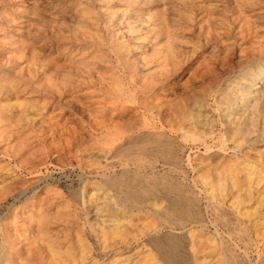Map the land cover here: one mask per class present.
<instances>
[{
	"label": "rangeland",
	"instance_id": "obj_1",
	"mask_svg": "<svg viewBox=\"0 0 264 264\" xmlns=\"http://www.w3.org/2000/svg\"><path fill=\"white\" fill-rule=\"evenodd\" d=\"M107 1L0 0V264H25L27 254L31 253L36 256H33L35 259L32 260V264H48L50 259L48 260L47 254H52L54 250L53 254L59 255L58 260L63 261L62 264H67L68 254L66 257L63 255L70 252L67 251L69 248L76 256L77 264H167L165 254L166 252L174 254L178 242L182 247L181 264H264V229L259 228L261 222H264V193L262 194L264 189L261 191L262 184L264 185L262 181L264 180L262 173L264 172V97L258 91L251 93L248 90L254 79L251 70L257 62L250 64L251 67L240 66L239 55L236 52L242 35L246 34L251 26L252 29L258 28L261 34L259 33L256 39H252L249 46L257 44L264 38V0H167L163 3L159 1L155 6L149 5L146 10L133 8L132 15L125 19L120 18L123 21L112 18L115 17L117 9L126 8L125 4H122L123 0ZM165 4L168 8L174 6L175 9L172 8L174 14L180 9L189 17L195 18V21L200 15L205 14L204 10L211 12L209 9H212V12L217 14L219 24L215 25L216 28L214 26V34H218V39L205 44L204 39L199 41L196 38L198 50L210 56L215 53L216 55L211 59L213 60L219 57V49L225 51L219 48L224 43L232 48L235 55L231 57L232 65L229 70L226 68L223 71L221 66L217 65L218 72L216 71L212 79L206 80L207 86L205 85L204 88H210L207 90L208 93L205 89L206 92H203V88H199L200 91L196 90V86L190 82V84L186 83L188 82L186 78L190 76L188 72L196 64V57L200 53H196L194 58L190 57L191 61L189 58L183 59V66L173 81L176 83L173 91L177 92L176 94L171 92L168 94L170 97L164 98V94L157 91L145 94L141 92V82L152 81L149 78L157 79V72L161 68L157 63H153L149 48L143 50L138 44V41L146 42L143 38L142 41L139 40L144 34L140 23L149 25L144 18L155 17V13L163 12ZM180 6L183 8L181 9ZM148 10L153 14H149ZM110 18L114 21H110ZM127 21L134 30H137L136 33L133 32L134 35L124 32ZM256 21L259 26L256 25ZM134 24L136 26H133ZM258 62L261 63L259 60ZM243 70L249 74L242 76L240 73ZM151 73L155 76L153 77ZM260 75H264V68L255 75V79ZM51 85L55 88L50 87ZM263 86L264 79L261 87ZM189 93H193V96ZM188 97L189 100H197L195 108H193L194 102L192 104V100H187ZM226 99H230V102ZM256 99L258 105L255 104ZM185 100L188 101L191 115H195V119L188 117L187 123L197 119L207 128L214 123L210 126L215 127L214 130L212 129L214 134L206 136L212 150L207 151L205 144L200 140L184 139L182 136L175 140L174 147L167 146L165 140L152 136L146 140L144 146L136 145L132 148L133 151L131 149L124 152L120 150L122 147L123 149L126 148L125 146L129 147L128 142L131 140H123L114 145L105 140L109 136L107 129L113 128L111 131L114 134L116 129H121L131 122L135 123L138 119V121L149 120L152 111L168 109L169 105L175 108L177 103H183ZM165 101H169L170 104L164 105ZM200 101L203 103L202 106ZM141 104L143 106L148 104V107L150 105V112L144 113ZM197 106H200V109ZM253 106L258 109L256 113L252 111L256 109ZM197 109L201 112L196 111ZM253 114L257 115L254 117ZM241 120L248 121L245 123L249 131L251 130L250 133L242 131L241 134L236 130L237 126L243 127L239 123ZM113 125L117 126L113 127ZM234 131L237 132L234 134ZM231 137L233 139H230ZM242 139L244 140L241 142ZM237 143L241 146L238 144V147ZM150 148L154 149V152ZM167 148L169 151L173 148L175 153L173 156L182 158V166L190 170L189 174L181 175L167 171L170 165L173 166V157L166 154ZM143 149L146 151L144 152ZM163 149L167 150L163 151ZM210 154L211 160H205L203 167L212 161V166L224 168L230 162L229 166L232 170H245V172H225V175L223 172L218 176L206 172L198 174L197 170L200 168L195 159ZM138 164L143 169L140 173L136 172ZM122 165L129 168H122ZM251 166L262 171L257 173V178L262 181L258 188L247 177L246 169ZM238 180L241 181L236 187ZM251 185L253 188H250ZM148 186L150 187L147 188ZM136 187H139L138 190ZM127 196L132 198L128 197L127 200ZM135 196H138V199ZM145 198L146 200H143ZM32 200L35 202L31 203ZM174 200L176 202L178 200L179 203ZM137 204L142 207H137ZM178 211L180 215L176 213ZM41 214L48 217V222L53 226L46 223L40 229L41 223L38 221L42 218ZM10 236L13 244L9 240ZM105 250L108 254L104 252ZM35 252L41 253L36 255ZM2 254L8 255V261L3 259ZM38 255L44 257L40 256V258ZM82 257L86 261L82 262Z\"/></svg>",
	"mask_w": 264,
	"mask_h": 264
},
{
	"label": "bare ground",
	"instance_id": "obj_2",
	"mask_svg": "<svg viewBox=\"0 0 264 264\" xmlns=\"http://www.w3.org/2000/svg\"><path fill=\"white\" fill-rule=\"evenodd\" d=\"M111 1V0H110ZM115 1H118V0H115ZM159 1H161L162 3L164 2V1H167V0H123V3L122 4H125V7L126 8H124V9H117L115 12V17H112L114 20H119L120 18H122V19H125L126 17L128 18L130 15H132L131 14V11L133 10V8H144L145 10H146V8L149 6V5H152V6H155V3H157V2H159ZM169 1V0H168ZM170 1H172V0H170ZM107 2H109V0L107 1ZM106 2V3H107ZM161 2H160V4H161ZM113 3V2H112ZM111 3V4H112ZM116 3V2H115ZM118 4L119 3H121V2H117ZM172 3V2H171ZM109 4V3H108ZM110 4V5H111ZM173 4V3H172ZM175 4V3H174ZM186 4V3H185ZM121 5V4H120ZM250 5V4H249ZM38 6V5H37ZM165 7H164V10H163V12H161L160 11V13H155L156 15H154L155 17H151V16H148V17H146V19L144 18V20H147V23L149 22V25H145L144 24V20L142 21L143 22V24L142 23H140V26H141V30H142V32H144V34L142 35V36H140L139 38H141V39H139V40H141L142 41V38L146 41V42H144V43H140L139 41H138V44H140L139 46L140 47H142L143 48V50L145 49H147V48H149V53H151V55L153 56V58H151L152 59V61H154L153 63H157L159 66H160V71H158L157 69V71L159 72H157V74L158 75H156L158 78L157 79H155V80H153V78H149V76H148V78L149 79H152V81H149V82H147V81H143V83L141 82V84H142V90H141V92L143 93V94H145V93H149V92H160L162 95L164 94V98L167 96V97H170V96H168V94L169 93H171V92H173L174 90H175V82L173 83V81L176 79V76H177V74H178V72H179V70L182 68V61H183V59L184 58H189L190 59V61H191V58H194L195 57V54L197 53V54H199L200 52H199V45H198V42L197 41H195V40H197V39H199V41L201 40V39H204V43L205 44H208L211 40H214V39H218V34L217 35H215L214 34V26L217 24H219V23H217V14H214V13H216V12H212V9H209V10H211V12L210 11H207V10H204V12H205V14H203L202 16L200 15V17L197 19V21H195V18H192V17H189L188 16V14H186V13H183V11L182 10H176L177 11V13L176 14H174V6H169V8L168 7H166L167 5L165 4L164 5ZM238 6V5H237ZM108 7V6H107ZM124 7V6H123ZM176 7V6H175ZM181 7V9L183 8L182 6H180ZM110 8V7H109ZM152 8V7H151ZM172 8H174V9H172ZM249 8V7H248ZM185 9V8H184ZM188 10V9H187ZM246 10V9H245ZM90 11V10H89ZM245 12V11H244ZM251 12V11H250ZM87 13V12H86ZM90 13V12H89ZM92 13V12H91ZM139 13H141V12H138V14ZM148 13H149V10H148ZM152 13V12H151ZM151 13H149V14H151ZM218 13V12H217ZM246 13V12H245ZM137 14V15H138ZM142 14V13H141ZM147 14V13H146ZM153 14V13H152ZM145 15V14H144ZM246 15V14H245ZM113 16V15H112ZM132 17V16H131ZM141 17H144L143 15H141ZM173 17H175L174 19H173ZM133 18V17H132ZM238 18V17H237ZM241 18V17H240ZM243 18V17H242ZM113 19H111L110 18V21L111 20H113ZM122 19H120L121 21H123ZM136 19V18H135ZM139 19H140V17H139ZM138 19V20H139ZM143 18H141V20H142ZM258 19V18H257ZM113 20V21H114ZM259 20V19H258ZM131 21H133V20H131ZM136 21V20H135ZM220 21V20H219ZM118 22H120V21H118ZM130 22V21H129ZM35 23V22H34ZM130 23H132V22H130ZM256 23V25L257 26H259V24L257 23V21L255 22ZM119 24V23H118ZM133 24V23H132ZM216 25V26H217ZM133 26H136L135 24L133 25ZM216 26H215V28H216ZM125 27V30H124V32H126V33H128V35L129 34H131V33H133V32H135L136 33V31L137 30H134V27H132L131 26V24H129L128 23V21L126 22V26H124ZM250 27V26H249ZM252 27V26H251ZM249 28L248 30V32L246 33V34H243L242 35V38H241V41H240V43H239V46L237 47V51L236 52H238V55H239V65L240 66H245V67H247L248 65L250 66V64H252L253 62H254V64L257 62V64L255 65V67H254V69L252 68V70H251V76H253V78L254 79H252L253 80V84L248 88V90H250V92L251 93H254L255 91L257 92H260V95L262 96V94H263V97H264V86L263 87H261L262 86V84H263V79H264V75H260V76H258V79H255V75L258 73V72H261L262 70H263V68H264V61H262V60H264V38H263V35H262V38H260L261 37V35H260V39H262V40H260V41H258L257 42V44H252L251 46H249V44H250V42L252 41V39H256L255 37H258L259 36V33L261 32L258 28L257 29H252V28ZM49 28V27H48ZM255 28H256V26H255ZM239 29V28H238ZM140 30V31H141ZM240 30V29H239ZM135 33H133V34H131V35H134ZM142 34V33H141ZM224 34V33H223ZM261 34V33H260ZM239 35V34H238ZM134 38H136V37H134ZM197 38V39H196ZM226 39V38H225ZM135 41V40H134ZM238 41V42H239ZM132 42V41H131ZM135 43H137V42H135ZM135 43H133V45L135 44ZM253 43V42H252ZM126 44V43H125ZM138 44L136 45V46H138ZM228 44V43H227ZM124 45V44H123ZM127 46V45H126ZM129 46V45H128ZM121 47V46H120ZM202 47V46H201ZM223 48V49H225V51L223 52V50L221 51L220 49L218 50V52L221 54L222 53V55H220V54H218L219 55V57L217 58V57H215L213 60H211L213 57H214V55H216L215 53H213L214 55L213 56H210V55H205V54H202V53H200L199 55H198V57H196L197 59H196V64L192 67V69H190V71L188 72L189 73V77L188 78H186V80L188 81V82H186V83H192V84H194L195 86H196V90L198 89V91H200L199 90V88H203V90L205 89L204 87H205V85L207 86V84H206V80L207 79H209V78H211L212 79V77H214V75H215V73H216V68H217V65H220L221 66V69L224 71L226 68L229 70L230 68H231V61H232V59H231V57L232 56H234L235 55V52H232V48H230V47H228V46H226V44H224L223 43V45L222 46H219V48ZM203 48V47H202ZM213 48V47H212ZM122 49V48H121ZM217 49V48H216ZM50 50V49H49ZM116 50V49H115ZM148 50V49H147ZM121 52V51H120ZM203 52V51H202ZM145 53H146V51H145ZM207 54V53H206ZM211 55H212V53H210ZM148 55V54H147ZM217 55V56H218ZM120 56H122V55H120ZM144 57V56H143ZM145 57H147L146 55H145ZM150 57V56H149ZM191 57V58H190ZM139 58V57H138ZM148 58V57H147ZM146 58V59H147ZM263 58V59H262ZM199 59H201L200 61H199ZM120 60H122V58H120ZM143 60H144V58H143ZM185 60V59H184ZM238 60V59H237ZM258 60L261 62V63H259L258 62ZM146 61V60H145ZM187 61V60H186ZM189 61V60H188ZM71 62V61H70ZM84 62V61H83ZM149 62H150V60H149ZM125 63V62H124ZM145 63V62H144ZM153 63H151V64H153ZM259 63V64H258ZM96 64V63H95ZM186 64V63H185ZM189 64V63H188ZM238 64V63H237ZM83 65H84V63H83ZM146 66H147V63L145 64ZM157 65V66H158ZM124 66V65H123ZM151 65H149V67H150ZM45 67V66H44ZM82 67V66H81ZM88 67V66H87ZM94 67V66H93ZM251 67V66H250ZM68 68V67H67ZM127 68V67H126ZM153 68H155V67H153ZM158 68V67H157ZM189 68V67H188ZM218 68H220V67H218ZM249 68V67H248ZM143 69V68H142ZM148 69V68H147ZM242 69V68H241ZM60 70V69H59ZM78 70V69H77ZM86 70V69H85ZM89 70V69H88ZM154 70V69H153ZM152 70V71H153ZM187 70V69H186ZM221 70V71H222ZM83 71V70H82ZM87 71V70H86ZM222 71V72H223ZM235 71V70H234ZM249 71H250V69H249ZM43 72V71H42ZM56 72H58V71H56ZM84 72V71H83ZM92 72V71H91ZM101 72V71H100ZM151 72V71H150ZM150 72H148V73H150ZM154 72V71H153ZM190 72H191V74H190ZM218 72V71H217ZM220 72V71H219ZM221 72V73H222ZM54 73V72H53ZM53 73H52V75H53ZM126 73H128V72H126ZM147 73V72H146ZM155 73V72H154ZM182 73V72H181ZM239 73V72H238ZM249 74L247 71H245V70H243V71H241V75L242 76H244L245 74ZM55 74V73H54ZM152 74V73H151ZM218 74V73H217ZM229 74V73H228ZM236 74V73H235ZM149 75V74H148ZM75 76V75H74ZM74 76H73V78H74ZM94 76V75H93ZM98 76V75H97ZM151 76V75H150ZM152 76L154 77L155 75H153L152 74ZM249 76V75H248ZM55 77H57V74L55 75ZM107 77V76H106ZM79 78V77H78ZM76 79V78H75ZM220 79H222V78H220ZM146 80V79H145ZM250 80V79H249ZM15 81V80H14ZM142 81V80H141ZM178 81V80H177ZM240 81V80H239ZM11 82V81H10ZM13 82V81H12ZM65 82V81H64ZM213 82V81H212ZM109 83V82H108ZM180 83V82H179ZM189 83V84H190ZM215 83V82H214ZM55 84V83H54ZM211 84V83H210ZM223 84V83H222ZM60 85H62V84H60ZM72 85V84H71ZM109 85V84H108ZM130 85V84H129ZM132 85H133V83H132ZM135 85V84H134ZM133 85V86H134ZM178 85V84H177ZM132 86V87H133ZM184 87H186L185 85H183ZM182 86V87H183ZM192 86V85H191ZM190 86V87H191ZM210 86V85H209ZM5 87V86H4ZM45 87H47V86H45ZM50 87H52V88H55V87H53L52 85L50 86ZM49 87V88H50ZM110 87V86H109ZM134 87H136V85L134 86ZM133 87V88H134ZM26 88V87H25ZM36 88V87H35ZM64 88V87H63ZM192 88V87H191ZM194 88V87H193ZM208 88V87H207ZM205 89L206 91L207 90H209V89ZM13 89V88H12ZM186 89H188V87H186ZM185 89V90H186ZM190 89V88H189ZM212 89H213V86H212ZM211 89V90H212ZM51 90V89H50ZM118 90V89H117ZM178 90V89H177ZM203 91V92H206V91ZM16 91V90H15ZM186 91H191V90H186ZM202 91V90H201ZM213 91V90H212ZM178 92H179V90H178ZM245 92V91H244ZM125 93V92H124ZM177 92H173V94H176ZM207 93H208V91H207ZM117 94V93H116ZM167 94V95H166ZM182 94V93H181ZM190 94V96L192 95L193 96V93L191 94V93H189ZM199 94V93H198ZM197 94V95H198ZM206 94V93H205ZM258 94V93H257ZM121 95V94H120ZM120 95H119V97H120ZM126 95V94H125ZM183 95V94H182ZM186 95V94H185ZM200 95V94H199ZM128 96V95H127ZM174 96V95H173ZM178 96V95H177ZM176 96V97H177ZM186 96H188V95H186ZM260 96V97H261ZM126 97V96H125ZM146 97V96H145ZM172 97V96H171ZM182 97V96H181ZM180 96L179 97H177V98H181ZM185 97V96H184ZM201 97V96H200ZM205 97V96H204ZM204 97H203V99H204ZM208 97V96H207ZM206 97V98H207ZM246 97V96H245ZM117 98H118V96H117ZM162 98V97H161ZM173 98H175V96L173 97ZM172 98V99H173ZM177 98H176V100H177ZM183 98V97H182ZM191 98H193V97H191ZM198 98V97H197ZM262 98V97H261ZM40 99V98H39ZM103 99V98H102ZM119 99V98H118ZM168 99H170V98H168ZM195 99V98H194ZM200 99V98H199ZM218 99V98H217ZM216 99V100H217ZM117 100V99H116ZM123 100V99H122ZM151 100V99H150ZM171 100V99H170ZM174 100V99H173ZM184 100V99H183ZM187 100H189V97H188V99ZM187 100H185V101H183V103H177V101H176V103H177V107L176 106H174V105H172V106H174L175 108H173V107H170V102L169 101H165V103H164V105L167 103H169L168 105H169V108L168 109H157V111H152V113H151V118L149 119V120H144V121H138V120H136V122L135 123H133V122H131V124H127V126H123V128H121V129H116L115 130V133L113 134V132L111 131L113 128H111V129H107L106 131H107V133L109 134V136L108 137H106V141L108 142V143H110V144H112V145H114L115 143H121L123 140L124 141H127V140H131L130 142H128V143H130V145H129V147H127V146H125L126 148H124L123 149V147H122V149L120 150L121 152H124V151H130L134 146H136V145H142V146H144L145 145V143H146V140H148L149 138H151L152 136L153 137H155L156 136V138L158 137V138H160V139H162V141L163 140H165L166 142H167V146H173L174 147V143H176V141L175 140H177L180 136H182V138H184V139H189V138H191V139H197V140H200V142L202 143V144H205V147H206V150L208 151V150H212V148H211V146L208 144V139H207V135H211L212 133H213V130H214V128H212V127H210L211 125H213V124H211L210 122V126L207 128L205 125L203 126L201 123V120H194V121H192V122H188L187 123V118L188 117H190V118H194L195 119V115H191V112L189 111V105L187 104ZM190 100H192V99H190ZM189 100V101H190ZM196 100V99H195ZM219 100V99H218ZM227 101H229L230 99H226ZM233 100V99H232ZM236 100V99H235ZM104 101V100H103ZM119 101H121L120 99H119ZM197 101V100H196ZM196 101H193L192 100V104H193V102H194V104H193V108H195L194 107V105H195V103H197ZM199 101V100H198ZM206 101V100H205ZM116 102V101H115ZM162 102V101H161ZM173 102V101H172ZM180 102V101H179ZM182 102V101H181ZM230 102V101H229ZM255 104L256 105H258L257 103H258V101H257V99L255 100ZM96 103V102H95ZM123 103H125V102H123ZM154 103V102H153ZM160 103V102H159ZM191 103V102H190ZM189 103V104H190ZM201 101H200V106H202L201 105ZM208 103V102H207ZM222 103H223V101H222ZM241 103V102H240ZM246 103V102H245ZM118 104V103H117ZM144 104H146V103H144ZM173 104V103H172ZM199 104V103H198ZM197 104V105H198ZM203 104V103H202ZM226 104V103H225ZM248 104V103H247ZM142 105V104H141ZM148 105V104H147ZM147 105H142L143 107V109H144V113H146V112H150L149 110H150V105H149V107L147 106ZM156 105V104H155ZM155 105H154V107H155ZM245 105V104H244ZM47 106V105H46ZM200 106H197L199 109H200ZM236 106V105H235ZM94 107V106H93ZM166 107V106H165ZM196 107V108H197ZM204 107V106H203ZM203 107H201V109L203 108ZM232 107V106H231ZM253 107H255V106H253ZM92 108V107H91ZM98 108V107H97ZM141 108V109H142ZM159 108V107H158ZM191 108V107H190ZM256 109L255 110H252V111H256V110H258L257 109V107H255ZM88 109V108H87ZM192 109V108H191ZM229 109H230V107H229ZM246 109V108H245ZM82 110V109H81ZM133 110V109H132ZM137 110V109H136ZM194 110V109H193ZM224 110V109H223ZM134 112H135V110H133ZM196 111H199L198 109L196 110ZM228 111V110H227ZM230 111H231V109H230ZM234 111V110H233ZM260 111V110H259ZM199 112H201V111H199ZM224 112H225V110H224ZM224 112H222V113H224ZM251 112V111H250ZM262 112V111H261ZM195 113V112H194ZM229 113V112H228ZM238 113V112H237ZM252 113V112H251ZM256 113V112H255ZM258 113V112H257ZM221 114V113H220ZM219 114V115H220ZM100 115V114H99ZM215 115V114H214ZM230 115V114H229ZM249 115V114H248ZM254 115V114H253ZM257 115V114H256ZM256 115H254V117L256 116ZM97 116V115H96ZM132 116V115H131ZM139 116V115H138ZM150 116V115H149ZM231 116V115H230ZM197 117V116H196ZM199 117V116H198ZM200 117H202V116H200ZM207 117V116H206ZM232 117V116H231ZM247 117V116H246ZM245 117V119H247ZM250 117H252V116H250ZM250 117H248V118H250ZM219 118V117H218ZM96 119V118H95ZM208 119V118H207ZM206 119V120H207ZM211 119H212V117H211ZM223 119V118H222ZM221 119V120H222ZM228 119V118H227ZM254 119V118H253ZM134 120V119H133ZM203 120V119H202ZM208 120H210V119H208ZM207 120V121H208ZM230 120V119H229ZM228 120V121H229ZM240 120V119H239ZM132 121V120H131ZM138 121V122H137ZM220 121V120H219ZM218 121V123H220ZM227 121V122H228ZM242 121V122H241ZM239 123H240V125H242L243 127L242 128H238V126H237V131H240V133L242 132V131H249V127L246 125V123H245V121H247V120H245V121H243V120H241ZM250 121H252V120H250ZM249 121V122H250ZM256 121H257V119H256ZM117 122V121H116ZM211 122H212V120H211ZM225 122V121H224ZM235 122V121H234ZM248 122V121H247ZM254 122V121H253ZM258 122V121H257ZM86 123V122H85ZM205 123V122H204ZM208 123V122H207ZM218 123H217V125H218ZM223 123V122H222ZM228 123H230V122H228ZM238 123V124H239ZM92 124V123H91ZM251 124H252V122H251ZM254 124V123H253ZM257 123L255 122V125H256ZM126 125V124H125ZM209 125V124H208ZM216 125V126H217ZM232 125V124H231ZM231 125H230V128H232L231 127ZM254 125V126H255ZM115 126H117V125H115ZM114 125H113V127H115ZM225 126H227L226 125V123H225ZM234 126V125H233ZM250 126V125H249ZM58 127V126H57ZM98 127V126H97ZM121 127V126H120ZM120 127H118V128H120ZM229 127V126H228ZM99 128V127H98ZM221 128V127H220ZM106 129V128H105ZM213 129V130H212ZM217 129V128H216ZM224 129V128H223ZM222 129V130H223ZM250 129H251V127H250ZM167 130H169V132L167 131ZM226 130V129H225ZM227 130H229L228 128H227ZM235 130V129H234ZM102 131V130H101ZM236 131V132H237ZM251 131V130H250ZM250 131L248 132V133H250ZM80 132V131H79ZM223 132V131H222ZM229 132V131H228ZM235 131L233 132L234 134L236 133ZM102 133H103V131H102ZM129 133H131V134H129ZM135 133H137V135L135 134ZM231 133H232V131H231ZM239 133V132H238ZM214 134V133H213ZM242 134V133H241ZM245 134V133H244ZM247 134V133H246ZM226 135H227V133H226ZM233 135V134H232ZM107 136V135H106ZM235 136V135H234ZM234 136H233V138H234ZM239 136H240V134H239ZM244 136H247V135H244ZM212 137V136H211ZM105 138V137H104ZM103 138V139H104ZM164 138V139H163ZM209 138V137H208ZM215 138V137H214ZM232 137L230 138V139H233ZM153 139H155V138H153ZM215 139H217V138H215ZM230 139H228V140H230ZM235 139H236V137H235ZM255 139V138H254ZM91 140V139H90ZM152 140V139H151ZM214 140V139H213ZM213 140H212V142H213ZM244 139H242L241 140V142L243 141ZM259 140V139H258ZM264 140V139H263ZM160 141V140H159ZM215 141V140H214ZM231 141V140H230ZM251 141V140H250ZM216 142H217V140H216ZM227 142V141H226ZM236 142V141H235ZM239 143H240V140L238 141ZM160 143V142H159ZM162 143V142H161ZM210 143H211V140H210ZM213 143H215V142H213ZM239 143H237V146H238V144ZM248 143V142H247ZM20 144V143H19ZM125 144V143H124ZM166 144V143H165ZM181 144V143H180ZM200 144V143H199ZM222 144V143H221ZM234 144H236V143H234ZM127 145V144H126ZM147 145V144H146ZM162 145V144H161ZM194 145V144H193ZM212 145V144H211ZM243 145V144H242ZM179 146V145H178ZM196 146H197V144H196ZM201 146V145H200ZM236 146V145H235ZM239 146H241L240 144H239ZM238 146V147H239ZM151 147V146H150ZM159 147V146H158ZM157 147V148H158ZM181 147V146H180ZM190 147V146H189ZM201 147H203V146H201ZM204 147V148H205ZM89 148V147H88ZM163 147H161V149H162ZM164 148H166V147H164ZM192 148H193V146H192ZM199 148V147H198ZM216 148V150H218L217 149V147H215ZM220 148V147H219ZM241 148V147H240ZM116 149V148H115ZM138 149V148H137ZM140 149V148H139ZM151 149V148H150ZM168 149V148H167ZM167 149H163V151L165 150H167ZM222 149V148H221ZM233 149V148H232ZM235 149V148H234ZM118 150V151H119ZM134 149H132L131 151H133ZM136 150V149H135ZM142 150V149H141ZM144 150V152L146 151L145 149H143ZM149 150V149H148ZM147 150V151H148ZM153 152H154V149H151ZM180 150V149H179ZM191 150V149H190ZM199 150V149H198ZM224 150V149H223ZM222 150V151H223ZM230 150V149H229ZM140 151V150H139ZM168 151V153H166V152H162V153H166V154H169V156H171V157H173V166H171L170 165V167L167 169V171L169 172V173H175V174H181V175H187V174H189V172H190V170H188V169H186V168H184L183 166H182V162H181V159H180V157H176V156H173L175 153L173 152V148L172 149H170V151H169V149L167 150ZM175 151V150H174ZM244 151V150H243ZM149 152V151H148ZM151 152V151H150ZM175 152H178V151H175ZM189 152V151H188ZM217 152V151H216ZM216 152H215V154L214 155H216ZM225 152H227V151H225ZM241 152H242V150H241ZM246 152H248V150L246 151ZM174 153V154H173ZM156 154V153H155ZM217 154H218V152H217ZM220 154V153H219ZM227 154V153H226ZM235 154V153H234ZM124 155V154H123ZM156 155H158V154H156ZM165 155V154H164ZM184 155V154H183ZM190 155V154H189ZM243 155V154H242ZM246 155V154H245ZM250 155V154H249ZM131 156V155H130ZM133 156V155H132ZM168 156V157H169ZM181 156V155H180ZM207 156V155H206ZM259 156V155H258ZM125 157V156H124ZM134 157V156H133ZM158 157H160L159 155H158ZM190 157V156H189ZM198 157H200V159H195V161H197L198 162V167L200 168L199 170H197V172H198V174H199V172H206V173H215V174H217V176H218V174L220 175V174H222L223 172H224V175H225V172L226 173H230V172H232V173H235V172H237V173H239L240 171L238 170V171H235V170H232L231 168H230V166H229V164H230V162H229V164H227V168L226 167H219V166H217V165H213L212 166V161H210V163L209 164H206L207 166L206 167H203L205 164V160H211V157H212V155L210 154L209 156H207V157H202L201 158V156H198ZM214 157V156H213ZM220 157V156H219ZM223 157H225L224 155H223ZM251 157V156H250ZM140 158H142V157H140ZM188 158V157H187ZM221 158V157H220ZM228 158H229V156H228ZM241 158H244V157H241ZM246 158V157H245ZM244 158V159H245ZM249 158V157H248ZM137 159V158H136ZM189 159V158H188ZM187 159V160H188ZM224 159V158H223ZM223 159H221V160H223ZM234 159V158H233ZM239 159V158H238ZM237 159V160H238ZM134 160V159H133ZM138 160H139V158H138ZM161 160V159H160ZM168 160H169V158H168ZM167 160V161H168ZM170 160H172V159H170ZM214 160V159H213ZM220 160V159H219ZM226 160V159H225ZM249 160V159H248ZM247 160V161H248ZM142 161V160H141ZM158 161H159V159H158ZM162 161V160H161ZM165 161V160H164ZM188 161H192V160H188ZM215 161V160H214ZM226 161H228V159L226 160ZM230 161H231V159H230ZM250 161V160H249ZM248 161V162H249ZM255 161V160H254ZM136 162V161H135ZM155 162H157V161H155ZM223 162H224V160H223ZM232 162V161H231ZM247 162V163H248ZM124 163V162H123ZM141 164H143V162H140ZM145 163V162H144ZM162 163H163V161H162ZM164 163H166V162H164ZM168 163V162H167ZM166 163V164H167ZM195 163V162H194ZM171 164V163H170ZM185 164H186V162H185ZM189 164H190V162H189ZM193 164V163H192ZM213 164H217V163H213ZM220 164V163H219ZM222 164H224V163H222ZM221 164V165H222ZM226 164V163H225ZM224 164V165H225ZM238 164H240V163H238ZM127 165H129L130 166V164H127ZM233 165V164H232ZM245 164H243V166H244ZM250 165H251V163H250ZM254 165V164H253ZM252 165V166H253ZM123 166V165H122ZM129 166H123L122 168H129ZM168 166V165H167ZM191 166V165H190ZM223 166V165H222ZM228 166H229V168H228ZM250 167V168H247L246 169V172H247V177H248V179H250L251 181L250 182H254V184H256L257 186H256V188H258L260 185H261V183H262V181H264V180H262V181H260V178L258 179L257 178V176H258V174L260 173V171L259 170H257L256 168H254V167ZM137 168L136 169H138L136 172L137 173H140L141 172V170H143L142 169V166L141 165H137L136 166ZM151 167V166H150ZM149 167V168H150ZM155 167V166H154ZM153 167V168H154ZM189 167V166H188ZM202 167V168H201ZM239 167V166H238ZM248 167H249V165H248ZM256 167H258V166H256ZM135 168V167H134ZM152 168V169H153ZM157 168V167H156ZM155 168V169H156ZM167 168V167H166ZM193 168V167H192ZM146 169V168H145ZM194 169V168H193ZM192 169V170H193ZM234 169V168H233ZM238 169V168H237ZM243 169H245V167L243 168ZM260 169V168H259ZM113 170V169H112ZM123 170V169H122ZM127 170V169H126ZM130 170H131V167H130ZM133 170V169H132ZM150 170H151V168H150ZM166 169H164V171H165ZM109 171V170H108ZM129 171V170H128ZM127 171V172H128ZM146 171V170H145ZM153 171V170H152ZM163 171V172H164ZM227 171H229V172H227ZM242 171H244L245 172V170H242ZM242 171H241V173H242ZM126 172V171H125ZM262 172V171H261ZM123 173V172H122ZM133 173V172H132ZM135 173V172H134ZM236 173V174H237ZM258 173V174H257ZM262 173H264V172H262ZM102 174V173H101ZM126 174V173H125ZM125 174H123V175H125ZM153 174V173H152ZM156 173L154 172V175H155ZM193 174V173H192ZM103 175V174H102ZM145 174H143V176H144ZM165 175V174H164ZM166 175H167V173H166ZM195 175V174H194ZM197 175V174H196ZM211 175V174H210ZM130 176V175H129ZM140 176H141V174H140ZM146 176V175H145ZM152 176V175H151ZM170 176V175H169ZM204 176V175H203ZM240 176V175H239ZM242 176V175H241ZM262 176V175H261ZM154 177V176H153ZM184 177V176H183ZM210 177V176H209ZM208 177V178H209ZM220 177V176H219ZM232 177V176H231ZM143 178V177H142ZM147 178V177H146ZM172 178V177H171ZM221 178V177H220ZM234 179H235V177H233ZM244 178H246V176L244 177ZM46 179V178H45ZM214 179V178H213ZM238 179V178H237ZM173 180V179H172ZM230 180V179H229ZM236 180V179H235ZM145 181V180H144ZM213 181V180H212ZM232 181V180H231ZM230 181V182H231ZM241 181V180H240ZM239 180L238 181H236L237 183V185H236V187H238L239 185H238V183L240 182ZM244 181V180H243ZM242 181V182H243ZM126 182H128V181H126ZM225 182V181H224ZM245 182V181H244ZM211 183V182H210ZM235 183V182H234ZM249 183V182H248ZM194 184V183H193ZM214 184H217V183H214ZM249 184H251V183H249ZM145 185V184H144ZM131 186V185H130ZM129 186V187H130ZM133 186V185H132ZM176 186V185H175ZM196 186V185H195ZM208 186V185H207ZM249 186V185H248ZM254 186V189H255V185H253ZM264 185L262 184V189H261V191L264 189V187H263ZM129 187H128V189H129ZM150 186H148L147 188H149ZM152 187V186H151ZM234 187V186H233ZM241 187V186H240ZM245 187V186H244ZM252 187V185L250 186V188ZM135 188V187H134ZM137 188H139V187H136V189ZM145 188V187H144ZM147 188H145V189H147ZM253 188V187H252ZM135 189V190H136ZM213 189V188H212ZM240 189V188H239ZM130 190V189H129ZM138 190V189H137ZM136 190V191H137ZM143 191H144V189H143ZM142 190H141V192H143ZM153 191H154V189H153ZM152 191V192H153ZM178 191H180V190H178ZM211 191V190H210ZM128 192H130V191H128ZM134 192V191H133ZM132 192V193H133ZM141 192H139V195L141 196ZM149 192H151V191H149ZM213 192V191H212ZM249 192V191H248ZM127 193V192H126ZM137 193H138V191H137ZM144 193H146V192H144ZM264 193V190L262 191V194ZM130 193H128V195H129ZM135 194V193H134ZM256 194V193H255ZM259 194V193H258ZM261 194V195H262ZM138 195V196H139ZM195 195V194H194ZM248 195V194H247ZM138 196L136 197L137 199H138ZM185 196V195H184ZM254 196V195H253ZM128 197L130 198L131 196H127V200H128ZM142 197V196H141ZM140 197V198H141ZM225 197V196H224ZM241 197V196H240ZM262 197V196H261ZM132 198V197H131ZM144 198V197H143ZM174 198V197H173ZM185 198V197H184ZM134 199V198H133ZM183 199V198H182ZM235 199V198H234ZM260 199V198H259ZM140 200V199H139ZM139 200H138V202H139ZM143 200H146V198L145 199H143ZM160 200V199H159ZM180 200V199H179ZM219 200V199H218ZM250 200V199H249ZM137 201V200H136ZM135 201V202H136ZM175 202H176V200H174ZM35 201L34 200H32L31 201V203H34ZM128 202V201H127ZM127 202H125V203H127ZM133 202V201H132ZM173 202V201H172ZM175 202H174V204H175ZM181 202V201H180ZM183 202V201H182ZM176 203H179V201L177 200V202ZM128 204V203H127ZM130 204V203H129ZM135 204V203H134ZM139 204V203H138ZM138 204H137V207H139L138 206ZM140 204H141V202H140ZM139 204V205H140ZM144 204V203H143ZM156 204V203H155ZM169 204H171V203H169ZM173 204V203H172ZM194 204V203H193ZM142 205V204H141ZM149 205V204H148ZM177 205V204H176ZM133 206V205H132ZM131 206V207H132ZM124 207H126V206H124ZM130 207V206H129ZM128 207V208H129ZM136 207V206H135ZM140 207H142V206H140ZM139 207V208H140ZM157 207V206H156ZM169 207V206H168ZM167 207V208H168ZM172 207V206H171ZM173 207H175V206H173ZM194 207V206H193ZM218 207V206H217ZM170 208V207H169ZM169 208H168V210H169ZM191 208V207H190ZM47 209H49V208H47ZM59 209V208H58ZM133 209V208H132ZM136 209V208H135ZM135 209H133V210H135ZM176 209V208H175ZM180 209V208H179ZM243 209V208H242ZM39 210V209H38ZM125 210V209H124ZM132 210V211H133ZM140 210V209H139ZM170 210H171V208H170ZM170 210H169V212H170ZM181 210V209H180ZM59 211V210H58ZM142 211V210H141ZM173 211V210H172ZM135 212V211H134ZM168 212V211H167ZM224 212V211H223ZM57 213V212H56ZM132 213V212H131ZM176 213H178L179 214V211L178 212H176ZM127 214V213H126ZM178 214H176V215H178ZM225 214V213H224ZM227 214V213H226ZM180 215V214H179ZM183 215V214H182ZM188 215V214H187ZM41 216H42V218L38 221V220H36V221H38V223H41V225H40V229H42L44 226L43 225H45L46 223H47V225H49V223L50 222H48L49 221V219H47L48 217H46L45 215H42L41 214ZM113 216V215H112ZM62 217V216H61ZM240 217V216H239ZM250 217V216H249ZM38 218V217H37ZM40 218V217H39ZM38 218V219H39ZM56 218H58V217H55V219ZM122 218V217H121ZM176 218H178L177 216H176ZM184 218H185V216H184ZM184 218H183V220H184ZM190 218V217H189ZM180 219V218H179ZM179 219H177V221H179ZM192 219V218H191ZM196 220H197V218H195ZM194 219V220H195ZM97 220V219H96ZM244 220V219H243ZM32 221V220H31ZM65 221V220H64ZM255 221V220H254ZM29 222V221H28ZM51 222H52V220H51ZM105 222V221H104ZM54 223V222H53ZM64 223V222H63ZM61 224V223H60ZM30 225V224H29ZM32 225V224H31ZM50 225H51V223H50ZM49 225V226H50ZM95 225V224H94ZM103 225V224H102ZM107 225V224H106ZM125 225V224H124ZM180 225H182V224H180ZM232 225V224H231ZM260 225V224H259ZM51 226H53V225H51ZM118 226V225H117ZM201 226V225H200ZM47 227V226H46ZM114 227H116V226H114ZM113 227V228H114ZM257 228V227H256ZM260 228V230L261 229H264V222H261V226L259 227ZM47 230H48V228H46ZM67 229V228H66ZM258 229V228H257ZM4 230V229H3ZM41 232H43L42 230H40ZM111 231V230H110ZM113 231V230H112ZM191 231V230H190ZM193 231H195V230H193ZM243 231V230H242ZM13 232V231H12ZM15 232V231H14ZM40 232V233H41ZM46 232H48V231H46ZM55 232V231H54ZM113 232H115V231H113ZM260 232V231H259ZM24 233V232H23ZM29 233V232H28ZM49 233V232H48ZM58 233V232H57ZM122 233V232H121ZM124 233H126V231H124ZM191 233V232H190ZM190 233H187V234H190ZM200 233V232H199ZM5 234V233H4ZM37 234V233H36ZM102 234V233H101ZM106 234V233H105ZM115 234V233H114ZM120 234V233H119ZM244 234V233H243ZM42 235V234H41ZM45 235H47V234H45ZM54 235H55V233H54ZM53 235V236H54ZM66 235V234H65ZM109 235V234H108ZM120 235H122V234H120ZM227 235V234H226ZM241 235V234H240ZM25 237H26V235H24ZM43 237H44V235H42ZM41 236V237H42ZM81 236V235H80ZM79 236V237H80ZM106 236V235H105ZM112 236H113V234H112ZM123 236V235H122ZM121 236V237H122ZM125 236V235H124ZM198 236V235H197ZM8 237V236H7ZM12 236H10L9 237V240H10V238H11ZM19 238L20 237H22V236H18ZM39 237V236H38ZM37 237V238H38ZM40 237V238H41ZM46 237V236H45ZM101 237V236H100ZM115 237V236H114ZM120 237V236H119ZM158 237V236H157ZM163 237V236H162ZM196 237V236H195ZM194 237V238H195ZM242 237V236H241ZM245 237V236H244ZM261 237H263V236H261ZM18 238V239H19ZM23 238V237H22ZM34 238V237H33ZM103 238H104V236H103ZM123 238V237H122ZM121 238V239H122ZM126 238H128V237H126ZM164 238V237H163ZM167 238V237H166ZM189 238V237H188ZM247 238V237H246ZM13 239V238H12ZM15 239V238H14ZM32 239V238H31ZM35 239V238H34ZM42 239V238H41ZM44 239V238H43ZM51 239V238H50ZM53 239V238H52ZM60 239H61V237H60ZM69 239V238H68ZM100 239H102V238H100ZM105 239V238H104ZM109 240H110V238H108ZM107 239V240H108ZM120 239V238H119ZM124 239V238H123ZM231 239V238H230ZM240 239V238H239ZM242 239V238H241ZM16 240V239H15ZM25 240V239H24ZM24 240H23V242H24ZM36 240V239H35ZM40 240V239H39ZM62 240V239H61ZM170 240V239H169ZM200 240V239H199ZM11 241V243L13 244V241L12 240H10ZM17 241V240H16ZM102 241V240H101ZM104 241V240H103ZM126 241H127V239H126ZM156 241V240H155ZM154 241V242H155ZM161 241V240H160ZM176 241V240H175ZM244 241V240H243ZM28 242V241H27ZM37 242V241H36ZM35 242V243H36ZM40 242H43V241H40ZM63 242V241H62ZM77 242H78V240H77ZM81 242V241H80ZM114 242V241H113ZM121 242V241H120ZM119 242V243H120ZM124 242V241H123ZM178 242V241H177ZM196 242V241H195ZM213 242V241H212ZM26 242H24V244H25ZM44 243V242H43ZM46 241H45V245H46ZM79 243V242H78ZM157 243H158V240H157ZM167 243V242H166ZM170 243H172L171 241H170ZM181 243V242H180ZM220 243H222V242H220ZM49 244V243H48ZM47 244V245H48ZM59 244V243H58ZM57 244V245H58ZM83 244V243H82ZM107 244V243H106ZM105 244V245H106ZM111 244H112V242H111ZM115 244V243H114ZM196 244L197 243H195V246H196ZM23 245V244H22ZM43 245V244H42ZM50 245H52V244H49V246ZM104 245V246H105ZM153 245V244H152ZM155 245V244H154ZM170 245V244H169ZM168 245V247H169V250L171 249L170 248V246ZM173 245V244H172ZM175 245V244H174ZM194 245V244H193ZM200 245V244H199ZM237 245V244H236ZM26 246V245H25ZM34 246H35V244H34ZM37 246V245H36ZM44 246V245H43ZM80 246V245H79ZM108 246H109V244H108ZM115 246V245H114ZM126 246V245H125ZM161 246V245H160ZM164 246V245H163ZM166 246V245H165ZM13 247V246H12ZM33 247V246H32ZM58 247H60V246H58ZM78 247V246H77ZM93 247V246H92ZM122 247V246H121ZM167 247V248H168ZM238 247V246H237ZM20 248V247H19ZM23 249H24V247H22ZM26 248V247H25ZM41 248V247H40ZM39 248V249H40ZM50 248V247H49ZM52 248H54L53 247V245H52ZM162 248V247H161ZM175 248H176V251L174 252V254H173V252H172V254H169V253H167L166 252V261H167V264H181V255H180V253H181V245L179 244V242H178V244L175 246ZM195 248V247H194ZM204 248V247H203ZM202 248V249H203ZM205 248H207V247H205ZM27 249V248H26ZM46 249H48V248H46ZM86 249V248H85ZM137 249V248H136ZM173 249V248H172ZM30 250V249H29ZM28 250V251H29ZM49 250V249H48ZM48 250H45V251H48ZM63 250V249H62ZM175 250V249H174ZM196 250H197V248H196ZM196 250H194V251H196ZM227 250V249H226ZM6 251V250H5ZM19 251V250H18ZM20 251H21V249H20ZM50 251V250H49ZM55 251V250H54ZM53 251V252H54ZM58 251V250H57ZM69 253H66V254H64L63 256H67V254H68V256L66 257V263L67 264H73V263H76L77 264V261H76V256L74 255V254H72L71 253V250H70V248L67 250ZM74 251V250H73ZM87 251V250H86ZM207 251V250H206ZM220 251V250H219ZM247 251V250H246ZM25 252V251H24ZM42 252V251H41ZM40 252V253H41ZM53 252H52V254H47L48 256H47V258H48V260L50 261L49 263H51V264H54V262L56 263V264H62V262L63 261H61L60 259L58 260V256L59 255H55V254H53ZM59 252V251H58ZM62 252V251H61ZM104 252H106L107 254H108V251L107 250H105ZM199 252V251H198ZM5 253V252H4ZM18 253V252H17ZM16 253V254H17ZM28 253V252H27ZM36 253H38V252H35V254ZM40 253H38V254H40ZM45 253V252H44ZM51 253V252H50ZM75 253V252H74ZM147 253V252H146ZM162 253H165V252H162ZM187 253V252H186ZM202 253V252H201ZM57 254H59V253H57ZM86 254V253H85ZM3 255V259L5 258V261H8V255L7 254H2ZM28 256H27V261L26 262H24L25 264H32L33 262H32V260L33 259H35L34 257H36V256H34L32 253L31 254H27ZM37 255V254H36ZM60 255H62L61 253H60ZM193 255H194V253H193ZM246 255V254H245ZM248 255V254H247ZM16 256V255H15ZM34 256V257H33ZM39 257L41 256H43V255H38ZM82 256V255H81ZM84 256V255H83ZM124 256V255H123ZM130 256V255H129ZM182 256H184V255H182ZM218 256V255H217ZM225 256V255H224ZM40 257V258H41ZM44 257V256H43ZM79 257V256H78ZM139 257V256H138ZM231 257V256H230ZM16 258V257H15ZM18 258V257H17ZM233 258V257H232ZM236 258V257H235ZM234 258V259H235ZM39 259V258H38ZM63 259V258H62ZM81 259V258H80ZM94 259V258H93ZM217 259V258H216ZM20 260V259H19ZM40 260V259H39ZM42 260H45V259H42ZM116 260V259H115ZM159 260V259H158ZM229 260V259H228ZM12 261H13V259H12ZM82 262H84V261H86V259H84L83 257H82V260H81ZM236 261V260H235ZM234 261V262H235ZM21 262V261H20ZM32 262V263H31ZM48 262V261H47ZM46 262V263H47ZM112 262H114V261H112ZM111 262V263H112ZM129 262V261H128ZM146 262V261H145ZM150 262V261H149ZM4 263V262H3ZM48 263V264H49ZM64 263V262H63ZM109 263V262H108ZM135 263V262H134ZM214 263V262H213ZM235 263H237V262H235ZM22 264V263H21ZM86 264V263H85ZM121 264V263H120Z\"/></svg>",
	"mask_w": 264,
	"mask_h": 264
}]
</instances>
